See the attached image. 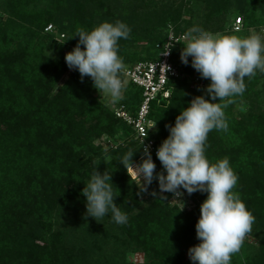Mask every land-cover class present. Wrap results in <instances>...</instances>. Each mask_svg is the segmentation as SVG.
<instances>
[{
	"label": "trees",
	"instance_id": "trees-1",
	"mask_svg": "<svg viewBox=\"0 0 264 264\" xmlns=\"http://www.w3.org/2000/svg\"><path fill=\"white\" fill-rule=\"evenodd\" d=\"M163 1L0 0V264H186L189 248L201 242L195 225L208 194L189 195L181 188L193 200L190 208L174 203V193L161 192L158 179L141 191L120 162L129 150L135 152L133 164L145 158L133 126L100 97L91 77L81 79L65 61L66 50L79 41L78 28L91 31L117 20L131 29L128 39L118 40L125 67L157 59L170 24L177 33L189 30L182 23L190 3ZM196 1L206 16L198 27L211 33L247 37L251 28H264V0ZM234 7L242 14L238 30L235 19L226 26ZM50 24L53 30L46 29ZM143 40L149 44L141 56L136 43ZM182 49L173 47L174 61L203 84L175 79L169 102L152 104L158 128L151 135L158 146L170 134L166 125L174 126L193 98L211 100L210 79L192 67L191 57L182 63ZM263 82L259 70L245 77V92L225 109L228 131H210L205 149L210 163L229 159L238 176L233 191L255 217L252 231L260 244L238 264H264V92L258 88ZM123 93L121 104L136 113L142 90L130 84ZM104 136L113 142L108 151ZM151 157L156 174L166 175L157 155ZM95 170L111 175L114 202L127 215L126 224L115 223L110 212L98 221L87 215L82 190ZM137 252L144 255L142 263L128 258Z\"/></svg>",
	"mask_w": 264,
	"mask_h": 264
},
{
	"label": "clouds",
	"instance_id": "clouds-1",
	"mask_svg": "<svg viewBox=\"0 0 264 264\" xmlns=\"http://www.w3.org/2000/svg\"><path fill=\"white\" fill-rule=\"evenodd\" d=\"M130 32V27L120 20L102 22L91 31L78 28L74 36H78L79 41L65 55L67 66L78 69L81 79L91 77L101 96L109 97L112 103L123 98L127 85L122 78L125 65L118 55V40L128 39ZM181 40L184 43L180 59L187 65L191 57L192 67L202 78L210 79L206 92L211 100L196 96L176 117L174 126L166 125L170 134L156 153L166 175L164 172L156 174L148 146H144L145 158L141 163L133 165L135 152L132 150L125 153L120 162L131 179L139 181L141 191H146L147 185L158 179L161 192H171L177 197L182 195L181 188L189 195L206 192L208 195L200 206V218L195 225L197 239L201 242L190 247L188 255L193 264H230L232 255L240 251L252 231L255 217L240 194L233 191L238 176L229 159L225 157L210 163L205 155L206 142L213 129L228 131L225 109L245 92V77H255L257 70L264 73V37L256 32L247 37L214 34L193 27ZM172 47L169 45L162 54L169 55ZM162 67L166 73L169 66ZM217 100L219 102H213ZM110 181L107 171L92 173L82 190L87 215L98 221L110 212L115 223L126 224L128 217L114 202L117 196Z\"/></svg>",
	"mask_w": 264,
	"mask_h": 264
},
{
	"label": "built area",
	"instance_id": "built-area-1",
	"mask_svg": "<svg viewBox=\"0 0 264 264\" xmlns=\"http://www.w3.org/2000/svg\"><path fill=\"white\" fill-rule=\"evenodd\" d=\"M243 20L238 17L234 22V28L236 30L242 27ZM168 27L167 40L163 43L159 56L157 59H147L137 62L131 66L125 67L122 73V78L127 82L135 84L142 90V99L140 101L139 107L136 113L130 112L124 104L115 106V114L126 121L129 125L133 126L135 131V139L142 146L144 151V146H148L149 152L156 155L159 148L157 144V139L151 135L154 130L155 121L151 118V108L154 102L158 104L168 103L172 97V90L175 85L173 81L175 79L190 78L189 75L183 73L174 61L173 58V47L180 44L183 46L184 41L181 40L184 32L177 33L175 27L170 24ZM47 30H53V24H50L46 28ZM173 39L170 40L169 38ZM175 41H180L181 43H175ZM169 45H173L170 50L169 55H163L162 53L167 50ZM162 65H167L168 70L165 73ZM192 81L203 84V81L199 77H195ZM147 136L144 138V135ZM144 138V144L142 145V139ZM181 196H175V199Z\"/></svg>",
	"mask_w": 264,
	"mask_h": 264
},
{
	"label": "rangeland",
	"instance_id": "rangeland-1",
	"mask_svg": "<svg viewBox=\"0 0 264 264\" xmlns=\"http://www.w3.org/2000/svg\"><path fill=\"white\" fill-rule=\"evenodd\" d=\"M171 1H173V0H171ZM180 1L181 0H176L175 2L178 3ZM185 1L189 2L190 3V6L184 8V10H183V13H184L183 14L184 15V21H187V22H183L182 23V27H184L186 29L187 28L188 29H191L193 27L200 26V24L201 23H204V21L206 19L204 5L201 2H198L196 0H185ZM163 2L165 3L166 0H164ZM42 5H47V3L44 2V3H42ZM239 16H242V14L240 13V11L236 7H234L231 10V13H230L229 18H228V22L226 23V26H227L228 29L233 24L234 19L236 21V19ZM252 32H256V33L260 34L262 37H264V28H260V29L251 28L250 29V33H252ZM219 34L228 35L227 32L226 33L225 32H220ZM148 44L149 43L146 40H143V41H140L139 43H136L137 49L138 50H142L141 56H143V55L146 54L144 51H145V47H147ZM70 51H72V49H67L66 50V54L68 52H70ZM72 69H74V68H72ZM189 77H190V78H188L189 79V82H191L193 85L197 84L196 82L192 81V79L195 78V77H197V76H195V75H189ZM263 83H260L258 85V88L261 89L262 92H264V84ZM130 84L133 86V84L130 83V81L127 82V86L128 87H129ZM98 93H99L100 97L108 105H111L112 106L113 109L115 108V106H117V105L119 106L121 104V101L126 97V95L123 93V98L120 101H118L116 103H112L110 101V98L109 97H107V96H101V94H100L99 91H98ZM157 128H158V125L155 122V126L153 128L154 129L153 131H156ZM165 139H163V141ZM117 141L120 142L121 141V138H118ZM101 143L103 144V147H105L106 151H108V148L111 146V144H113L112 139H107L106 136H104L101 139ZM133 165L135 166L137 164H133ZM141 180H142V178H141ZM181 193H182L181 197L180 198H177V199H173V202L179 204L181 207L189 206L191 208L193 206V200L189 197V195L187 193H185V192H181ZM259 244H260V238H259V236L256 235L253 231H251L246 236V238H245V240L243 242V245H242L240 251L238 253H235V254L232 255L230 264L242 263V261L246 257L245 253L246 252L247 253H250L252 250H255L259 246ZM128 258L131 261H134L136 263H142L144 261V255L142 253H139V252H137V253H130L128 255ZM185 262H186V264H193V261H191V259L189 258L188 252L185 254Z\"/></svg>",
	"mask_w": 264,
	"mask_h": 264
}]
</instances>
